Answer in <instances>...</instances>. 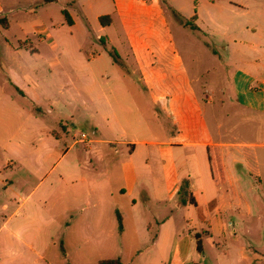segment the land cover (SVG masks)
I'll list each match as a JSON object with an SVG mask.
<instances>
[{"label": "crops", "instance_id": "crops-1", "mask_svg": "<svg viewBox=\"0 0 264 264\" xmlns=\"http://www.w3.org/2000/svg\"><path fill=\"white\" fill-rule=\"evenodd\" d=\"M16 1L0 0V18L25 11ZM64 1L72 20L66 24L74 27L67 9L77 0ZM110 1L111 13L102 15L109 24L97 15L100 30L117 22L125 41L116 40L124 53L114 50L117 61L107 60L108 75L97 72L99 57L85 65L55 60L49 68L61 82L40 97L35 74L25 73V83L7 66L6 80L35 111L29 114L35 129L13 132L6 147L24 140V155L17 158L31 179L28 197L42 188L44 202L67 217L59 242L64 257L71 246L99 258L96 264L133 255L128 264H201L206 241L213 264H264V0H204L206 17L172 12L161 0ZM170 11L181 17L180 30L198 34L219 74H190L168 23ZM224 12L232 16V28H210ZM186 21L198 30L185 27ZM37 34L48 36L46 30ZM97 40L107 47L113 42ZM221 47L224 59L217 54ZM218 104L227 112L218 114ZM183 180L189 184L184 205L194 216L180 212ZM3 183L12 190V182ZM13 197L7 203H15ZM186 226L195 242L192 234L183 236Z\"/></svg>", "mask_w": 264, "mask_h": 264}, {"label": "rangeland", "instance_id": "rangeland-1", "mask_svg": "<svg viewBox=\"0 0 264 264\" xmlns=\"http://www.w3.org/2000/svg\"><path fill=\"white\" fill-rule=\"evenodd\" d=\"M168 9H173L183 16L204 15V0H161ZM208 0L207 2H212ZM220 3L228 5L233 1L240 0H219ZM70 2V1H69ZM17 5H22L25 11H17L13 14H6V19L10 22V28L6 29L0 24V264H96L99 258L89 256L84 252L74 251L71 246L65 249L67 257H64L59 248V242H63L66 224L69 222L67 217H60L59 207L53 204H46L42 198V188L37 189L29 197L31 189L28 182L30 177L25 176L26 170L22 162L17 158L18 155H24L25 146L21 138L20 145L17 148H6L7 140L13 132L18 130L25 131L35 129V122L29 117L30 113H35L33 105L31 107L27 98H22L6 80L7 66H10L12 72L17 78L23 77L25 73L32 74L39 81L37 95L43 97L46 89L55 90L54 85L57 80L61 82V75L56 70L49 68V63L57 60L65 62L67 60L80 65L90 62L91 57H99L101 65L96 67L99 74L108 75L107 63L110 56L116 50L123 54L124 50H119L115 42L118 37L125 41L120 25L115 22L112 27L100 30V23L97 15H109L112 8L110 0H77L71 8L67 9L76 20L74 27L66 24V19L62 14L66 2L60 0L58 3L44 4L42 0H18ZM105 3L104 6H100ZM170 11L167 16L168 23L172 31L174 40L187 65L191 75H202L209 71V76L217 75L213 72L219 69L217 64L212 63L211 53L207 52L204 43L198 38V34L185 33L180 30L176 22H180L178 15ZM218 23L210 28H232L230 14L217 13ZM225 17V18H223ZM112 19V18H111ZM199 27L205 32V26L197 22ZM39 30H46L48 36L37 34ZM113 41L108 47L97 40V36ZM105 40V39H104ZM117 40V41H116ZM24 42V43H22ZM227 42V41H225ZM33 44V51L29 48L20 47ZM229 43V42H228ZM114 48V49H113ZM36 49V51H34ZM123 52V53H122ZM218 57L224 59L228 53L221 47L217 50ZM106 64H105V62ZM206 70V71H205ZM208 76V75H207ZM48 83V88H46ZM24 85H29L24 84ZM127 89H131L132 84L127 83ZM31 87V85H30ZM28 91V87L26 88ZM56 97V94H54ZM46 108L45 105H42ZM205 110L210 127L215 129V120L211 112V106L205 105ZM221 114L228 109L220 111ZM215 110V109H214ZM32 113V114H33ZM217 114V115H218ZM43 119L49 120L47 116ZM68 121L69 129L71 128ZM90 138L97 137L92 130L85 131ZM215 133V132H214ZM70 134V139L72 138ZM104 137L110 138L109 133ZM79 149L82 145L78 146ZM12 161L13 167H7ZM12 182V190H6L3 182ZM14 195L15 203H7V197ZM27 198V199H26ZM187 209L189 213H187ZM181 214L194 216V209L181 205ZM58 215V216H57ZM192 218V217H191ZM182 220V219H181ZM7 221V226L3 223ZM183 225L184 222L182 223ZM194 231H189L187 226L183 231V236L192 234L191 242H195ZM182 235V234H181ZM205 244L207 254L205 261L200 258L201 264H213L214 259L210 254V248ZM183 245V244H182ZM221 253L222 251H215ZM132 257H124L121 262L129 263ZM144 259V258H143ZM203 260V261H202ZM206 262V263H205Z\"/></svg>", "mask_w": 264, "mask_h": 264}, {"label": "trees", "instance_id": "trees-1", "mask_svg": "<svg viewBox=\"0 0 264 264\" xmlns=\"http://www.w3.org/2000/svg\"><path fill=\"white\" fill-rule=\"evenodd\" d=\"M44 3H52V2H55L56 0H42ZM63 15L66 19V22L71 25L72 24V20H71V17L70 15L68 14V12L66 10H63ZM179 17V15H178ZM180 18V22L182 23V19L181 17ZM110 22V17L109 16H102L100 17V23L102 25H108ZM0 24L4 27V28H8V22H7V19L6 18H0ZM183 25L185 27H189L191 28L192 30H198V28L191 22V21H186V22H183ZM114 57L113 59L115 61H117V55L114 54ZM179 197H180V200H181V203H185L186 202V199L189 198V184L186 180H183L181 182V185H180V188H179ZM191 203H194V201L191 199L190 200ZM118 219L120 220V218L118 217ZM197 250L200 252L201 251V247H200V243L199 241H197ZM97 264H124L122 263L120 260L118 259H104V260H101L99 261Z\"/></svg>", "mask_w": 264, "mask_h": 264}]
</instances>
